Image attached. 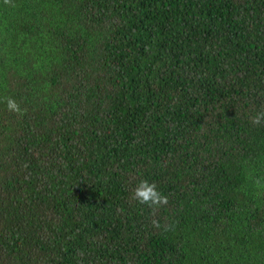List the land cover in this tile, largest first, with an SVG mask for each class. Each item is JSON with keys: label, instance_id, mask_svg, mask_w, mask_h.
Segmentation results:
<instances>
[{"label": "trees", "instance_id": "1", "mask_svg": "<svg viewBox=\"0 0 264 264\" xmlns=\"http://www.w3.org/2000/svg\"><path fill=\"white\" fill-rule=\"evenodd\" d=\"M260 111L264 0H0V264H264Z\"/></svg>", "mask_w": 264, "mask_h": 264}, {"label": "clouds", "instance_id": "2", "mask_svg": "<svg viewBox=\"0 0 264 264\" xmlns=\"http://www.w3.org/2000/svg\"><path fill=\"white\" fill-rule=\"evenodd\" d=\"M4 3L10 4L11 0H4ZM5 100L7 111L21 117L25 115L27 109L22 108L14 98L6 97ZM262 122H264V111L258 112L251 119V123L255 126L261 125ZM132 199L140 205H147L150 209H153V214H155L156 209L168 204V196L158 190L155 182H149L147 179L139 180L133 191ZM152 224L156 228L161 227L160 222L156 219L152 220ZM165 230L168 229L165 228Z\"/></svg>", "mask_w": 264, "mask_h": 264}]
</instances>
